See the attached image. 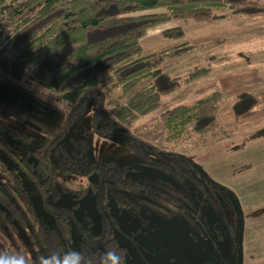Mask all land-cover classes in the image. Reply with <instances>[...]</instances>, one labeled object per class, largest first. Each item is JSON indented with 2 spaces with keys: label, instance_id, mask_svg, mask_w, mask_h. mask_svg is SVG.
<instances>
[{
  "label": "trees",
  "instance_id": "trees-1",
  "mask_svg": "<svg viewBox=\"0 0 264 264\" xmlns=\"http://www.w3.org/2000/svg\"><path fill=\"white\" fill-rule=\"evenodd\" d=\"M225 12L249 20L264 14V0H0V85L59 117L55 128H39V138L26 151L30 161L3 140L7 136L27 143V137L0 121V249L27 251L35 257L51 249L70 248L73 225L80 237L85 232L77 216L87 209L80 208V203L90 197L88 204L97 215L99 229L89 238L98 247L80 249L99 252L117 245L124 250L111 235L116 228L111 210L131 205L124 190L144 186L131 181L124 167L89 161L84 137L73 141L68 151L62 139L72 123L88 112L90 127L100 137L135 155L165 157L161 164L165 171L182 181L189 179L193 169L189 160L159 150L126 127L154 110L160 95L180 85L179 77L171 76L162 63L183 49L144 54L139 40L147 30L166 22L211 23L224 19ZM162 34L182 37L179 27L165 29ZM30 65L35 70L26 72ZM206 72L204 67L195 68L181 82L189 83ZM37 85L46 87L40 96ZM114 89L126 98L109 107L106 95ZM219 99L220 94L212 92L189 105L160 112L157 123L164 142L212 134L218 128L215 113ZM260 102L264 110V92L257 96L239 93L231 103V117L249 116ZM248 138H264V127L251 131ZM21 178L31 186L50 226L39 218ZM64 195L68 205L55 204Z\"/></svg>",
  "mask_w": 264,
  "mask_h": 264
},
{
  "label": "rangeland",
  "instance_id": "rangeland-1",
  "mask_svg": "<svg viewBox=\"0 0 264 264\" xmlns=\"http://www.w3.org/2000/svg\"><path fill=\"white\" fill-rule=\"evenodd\" d=\"M171 27H179L182 37H165L162 31ZM139 44L144 54L183 49L162 63L171 76L179 77L180 85L160 95L154 110L126 127L159 150L189 160L190 178L182 181L165 171L161 167L165 157L135 155L100 137L90 127L88 112L72 123L62 139L68 151L73 141L84 137L89 161L124 167L131 181L144 186L124 190L131 205L111 210L116 222L111 235L124 247L127 264H264V138H248L251 131L264 127V110L260 102L249 116L234 120L230 108L241 92L256 96L264 92V14L247 20L225 12L224 19L211 23L170 21L147 30ZM200 67L207 70L205 76L181 82ZM212 92L220 94L215 113L218 128L200 139L188 135L177 144L165 143L157 123L159 113ZM125 98L114 89L106 95V104L111 107ZM59 104L63 106L62 101ZM58 118L54 111L0 85V121L16 128L28 142L7 136L3 140L27 161L39 128H55ZM20 184L39 218L50 226L29 183L21 178ZM87 198L79 205L86 211L77 216L85 232L80 237L73 225L70 248L98 247L89 238L97 233L99 221ZM68 203L64 195L55 204Z\"/></svg>",
  "mask_w": 264,
  "mask_h": 264
},
{
  "label": "clouds",
  "instance_id": "clouds-1",
  "mask_svg": "<svg viewBox=\"0 0 264 264\" xmlns=\"http://www.w3.org/2000/svg\"><path fill=\"white\" fill-rule=\"evenodd\" d=\"M35 66L30 65L27 71H34ZM46 87L36 86L37 95L40 96ZM0 264H127L126 252L117 245L107 247L99 252H91L80 248H68L63 251L51 249L32 257L25 252H7L0 249Z\"/></svg>",
  "mask_w": 264,
  "mask_h": 264
}]
</instances>
